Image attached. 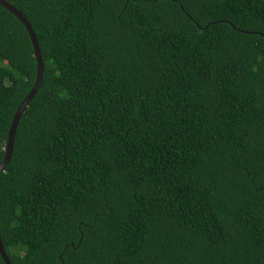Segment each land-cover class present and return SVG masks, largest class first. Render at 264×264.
Returning a JSON list of instances; mask_svg holds the SVG:
<instances>
[{
	"label": "trees",
	"instance_id": "16d2710c",
	"mask_svg": "<svg viewBox=\"0 0 264 264\" xmlns=\"http://www.w3.org/2000/svg\"><path fill=\"white\" fill-rule=\"evenodd\" d=\"M7 1L10 262L264 264V0Z\"/></svg>",
	"mask_w": 264,
	"mask_h": 264
},
{
	"label": "water",
	"instance_id": "95a60500",
	"mask_svg": "<svg viewBox=\"0 0 264 264\" xmlns=\"http://www.w3.org/2000/svg\"><path fill=\"white\" fill-rule=\"evenodd\" d=\"M0 5L4 7L5 9H7L9 12H11L13 15H15V17L23 24L30 38V42L33 48V54L36 59V75H35L33 85L31 86L27 94L23 97V99L19 102L18 106L15 109V112L13 113V116H12V119L9 125V129L7 133V140H6V144L4 147L5 152H4L3 159L0 161V171H1L5 168L6 164L8 163L10 159V156L12 153V147H13L14 134H15L18 121L25 107L27 106L29 100L33 97V95L35 94V92L38 90L40 86V83L42 80V74H43V60H42V55L40 52L39 44L37 41V37L35 35V32L30 22L27 20V18L21 13V11H19L16 7L12 5V3H10L7 0H0ZM0 255L3 261L5 262V264H12L6 255L1 239H0Z\"/></svg>",
	"mask_w": 264,
	"mask_h": 264
}]
</instances>
